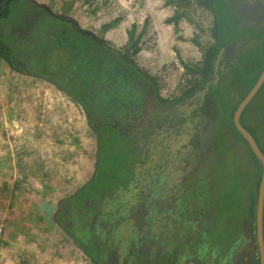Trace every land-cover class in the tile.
Returning <instances> with one entry per match:
<instances>
[{"label": "rangeland", "instance_id": "1", "mask_svg": "<svg viewBox=\"0 0 264 264\" xmlns=\"http://www.w3.org/2000/svg\"><path fill=\"white\" fill-rule=\"evenodd\" d=\"M69 11L80 26L91 28L113 46L130 48L131 53L138 48L134 59L156 78L163 99L182 97L204 76L206 55L215 44V19L206 0H75ZM177 16L179 20L172 21ZM104 24L112 27L105 30ZM29 79L27 90L16 85L18 79L9 85L8 93L0 95V222L5 223L1 255L5 263L11 258V264H25L29 249L34 255L55 252L56 256L48 257L52 260L62 250L57 247H73L70 242L60 244L66 233L56 222L52 204L81 183L78 174L89 169L88 176L95 174V179L85 196L90 194L96 202L110 195L127 183L129 162L134 159L130 144L115 127L104 129L99 151L82 109L62 99L52 84ZM228 143L239 153L240 163L248 160L242 145ZM234 160L223 150L212 164L224 194L219 197L214 232L218 243L238 231L250 196L246 175H235ZM242 235L250 238L247 231ZM9 245L10 253L4 254L2 249ZM41 259L36 258L38 264ZM67 259H71L68 254L56 261L67 263ZM76 260L90 264L83 255Z\"/></svg>", "mask_w": 264, "mask_h": 264}, {"label": "flooded vegetation", "instance_id": "2", "mask_svg": "<svg viewBox=\"0 0 264 264\" xmlns=\"http://www.w3.org/2000/svg\"><path fill=\"white\" fill-rule=\"evenodd\" d=\"M234 9L240 34L224 47L219 87L206 86L213 69L180 98L144 99L113 123L134 151L127 183L96 202L85 199L84 208L85 193L56 208L57 224L83 241L71 238L90 264H226L214 237L221 193L212 168L228 137L221 91L239 96L242 87L230 84L242 56L264 38V0H237Z\"/></svg>", "mask_w": 264, "mask_h": 264}, {"label": "trees", "instance_id": "3", "mask_svg": "<svg viewBox=\"0 0 264 264\" xmlns=\"http://www.w3.org/2000/svg\"><path fill=\"white\" fill-rule=\"evenodd\" d=\"M236 2L237 0H206L215 19V44L206 55L203 78L184 94L208 81L216 59L220 53L223 56L221 51L229 45L230 40L240 34L234 9ZM179 18L177 16L172 21H178ZM110 27L112 24L103 25L105 30ZM246 29L244 25V30ZM138 51V48L133 53L127 47L117 48L93 31L82 28L73 17L57 14L36 0H0V56L12 70L46 80L80 107L95 134L99 151L105 140L104 129L114 127L113 123L118 119L126 120L129 112H135L137 105L144 99H162L156 78L136 63L134 54ZM241 61L237 70H234L237 78L230 84L232 88L242 87L238 91V98L235 97L236 93L221 91V99L228 110V137L222 143L226 154L235 156L232 163L235 165V175H246V187L250 196L245 200V210L238 224V231L225 235L219 239L220 243L217 240L215 242L220 246V258L226 264H260L256 253L258 246L255 221L262 165L236 129L233 116L264 69V38L256 47L249 48ZM217 82L214 76L206 86L208 88L211 83L216 86ZM241 123L254 136L264 153V85L242 113ZM228 140L243 146L248 154L246 162L240 163L239 153L233 150ZM98 155L97 153V157ZM94 177L95 174L71 198L78 193L87 192ZM222 196L224 194L220 195ZM82 197L80 207L84 208L82 204L85 199L90 198V194ZM65 208L68 211L69 206ZM242 222L245 224L244 229L239 228ZM244 231H247L253 243H249L248 238L242 235ZM67 235L73 240L75 238L81 245L84 244L81 239L76 240L77 236L68 230ZM241 246L244 250L240 249Z\"/></svg>", "mask_w": 264, "mask_h": 264}, {"label": "crops", "instance_id": "4", "mask_svg": "<svg viewBox=\"0 0 264 264\" xmlns=\"http://www.w3.org/2000/svg\"><path fill=\"white\" fill-rule=\"evenodd\" d=\"M36 1L47 5L53 12H55L57 14L68 15V16H71L74 19H76V17L73 15L74 13L69 11V6L73 5L75 0H61L62 2H60V3L56 2L55 0H51V1L36 0ZM82 28L93 31L91 28L90 29L89 28H85V27H82ZM93 32L95 33V31H93ZM101 37H103L105 39L104 36H101ZM29 78H36V77L12 70L11 67L8 65V63L0 56V95L3 94V93H1L3 91L5 92L4 94L8 93L12 89L11 87H9V85L13 82V80H18V79L20 80V83H18L16 85L18 87L24 86L23 89L27 90L26 81H29L30 80ZM36 79H40V78H36ZM23 80H25V83H21V81H23ZM40 80H43V81L47 82L44 79H40ZM54 90H57L63 96L62 99H66L71 105L78 107L74 102H72L69 99V97L64 92L58 90L55 87H54ZM83 115H84V119H86L84 113H83ZM86 123H87V127H89L87 119H86ZM90 132H92L91 128H90ZM90 173H91L90 169L88 170V172L81 171L78 174V177L81 180V183H79L77 186H75V188L70 193L66 191L65 195H63L62 197L57 198L55 203L52 202L53 203L52 206L54 205L57 208L61 201H64L65 199H67L68 197H70L71 195H73L74 193L79 191L81 188H83L85 185H87L92 180V178L94 176V175L92 177L88 176ZM6 238H8V237L6 236ZM66 242H70L71 245H73V247H70V249H68L69 248L68 246H64V247L59 246V247H57L56 250H58L59 248H61L62 250H61L60 254L58 255L59 257L56 258V259H62L63 256L66 257V255L68 254V255H70L71 259H67V263H63V262H60V261L57 262L56 259H52L51 260V259L48 258V257L56 256L55 252L47 253V251L45 250V252L42 255L39 254V253L37 255H34L35 252L31 251L29 249V251H27V253H25V256H27L26 259H25V261H27V262L25 264H33L31 262L36 261V258H38V257L42 258L41 259V264H47V263L49 264V261H50V264H82L81 262L77 261L76 259L81 258L82 255L85 256L86 259H87V257L85 255V253L83 252V250L79 246H77L75 244V242L67 235V233L65 234V237H63V239L61 240L60 244L64 245V244H66ZM10 247L11 246L9 245L6 248L2 249L4 254L5 253H7V254L10 253V250H11ZM47 249L51 250L50 248H47ZM62 251H64L66 254H63ZM33 256H35L34 259L31 258ZM72 258H75V260L74 259L72 260ZM10 262H11V258L10 259L7 258V263H5V264H11ZM38 263H40V262L36 261L35 264H38Z\"/></svg>", "mask_w": 264, "mask_h": 264}, {"label": "water", "instance_id": "5", "mask_svg": "<svg viewBox=\"0 0 264 264\" xmlns=\"http://www.w3.org/2000/svg\"><path fill=\"white\" fill-rule=\"evenodd\" d=\"M221 52H223V50ZM221 58L222 56L220 54L219 57L215 61V67H214L215 82H217L219 79L218 70H219V62ZM263 85H264V69L261 72L255 85L248 92V94L244 97V99L239 103L237 109L234 112V116H233V122H234L236 129L241 133L243 138L248 142L256 158L260 161L262 165L261 181H260L259 188H258V198H257V204H256V221H255L256 243L258 246V251L256 253L258 255V258L260 259V264H264V153L260 149L254 136L241 123V115L246 109V107L250 104V102L256 97V95L258 94L259 90L262 88ZM206 90L207 88H205V90L203 91L199 90L196 95L203 97ZM191 99H194V97H191L189 100Z\"/></svg>", "mask_w": 264, "mask_h": 264}, {"label": "built area", "instance_id": "6", "mask_svg": "<svg viewBox=\"0 0 264 264\" xmlns=\"http://www.w3.org/2000/svg\"><path fill=\"white\" fill-rule=\"evenodd\" d=\"M4 231H5V223L0 222V264L5 263L4 257H2V255H1V245L3 242V238H4Z\"/></svg>", "mask_w": 264, "mask_h": 264}]
</instances>
